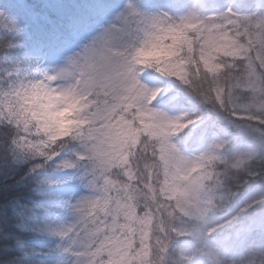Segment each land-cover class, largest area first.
<instances>
[{
    "label": "clouds",
    "instance_id": "1",
    "mask_svg": "<svg viewBox=\"0 0 264 264\" xmlns=\"http://www.w3.org/2000/svg\"><path fill=\"white\" fill-rule=\"evenodd\" d=\"M104 2L111 3L112 0H104ZM202 2L207 3V0ZM115 3L117 4L114 12L115 21L105 27L101 33L108 29L111 34L119 35V46L123 51L114 59L125 71L130 69L131 73H135L142 83L155 86L150 83L153 78L160 80L164 85L178 82L185 86V91L196 101L206 96L207 101L212 103L217 102L213 88L232 89L237 86L235 81L239 79V75L233 77L232 65L228 61L223 62L224 71L218 77H210L202 68L197 72L195 66L190 64L188 77L190 84L185 85L176 78L156 71L155 67H147L142 63L145 60L154 63L155 58L136 55L137 49L142 46L145 32L159 31L151 27L146 18H157L161 28L179 24L193 8L187 6L188 0H143V3L140 0H115ZM132 9H136V12L134 13ZM229 9L231 13L227 15V19L234 23H229L228 28L222 29L231 32L238 43L244 45L241 48V55L245 59L236 62L235 66L241 69V74L264 77V63L261 62L264 59V45L255 46L258 38L264 36V8L250 7L240 11L234 10L232 4L228 3L219 11L202 10L197 13L200 22L197 27L207 32L211 30L213 24L225 25L226 13ZM132 22H135V28L130 27ZM117 23L120 24L119 29L116 27ZM193 23L196 21L194 20ZM31 28L32 25L24 21L19 32L0 31V135L4 136V139H0V170L3 172V188L7 189L11 186L7 183L10 180L14 185H24L29 179L34 185L41 183L55 185L63 180L71 181L69 187L77 193L70 197L73 202L68 207V212L73 217L72 223L53 231L64 232L63 236H67L65 243L69 245L76 243L79 246L84 240L92 242L94 237L95 244L91 256L95 264H122V261L123 264H127L124 257L128 256V249H131V256L135 258L137 264H188L187 260L181 258L182 253L175 251V244L169 242L175 240L178 226L171 218L176 217L179 220L189 214L197 217H215L208 219L202 230L203 242L208 247L217 249V255L211 264H264V107L258 106L241 112L231 110L229 105H223L220 111L226 116L217 125L208 122L202 109L194 112L167 111L162 106L165 97L161 92L159 93L152 102V107L172 117L185 113L189 118L201 117L196 124L185 127L172 136L171 140L180 154L188 158L189 164L191 160L210 150L214 151L218 158H223L222 163L214 166L226 173L223 177L222 191L227 193L228 202L225 205L209 194L203 198V202L198 207L191 209L182 199L171 197L165 179L156 177L158 183L153 185L152 169L164 170V164L159 153L152 151L155 141L145 138L144 144L148 146V155L142 156L141 161L147 171V179L145 172L141 171L139 181L153 195L136 211L138 223L144 225L143 228H137L136 242H133L131 236L127 237L125 251L119 253L118 257V250L105 248L104 245L111 235V226L115 223L116 213L120 212L123 205L117 197L109 198L104 193L110 183L109 176L112 175H115L121 184L127 186L129 169L125 165L113 172L106 167L105 122L100 123L99 127L95 124L100 106L93 104L91 111L86 109L79 114L78 118L93 121L86 128L71 125L67 128H57L56 125H52L45 132L39 127L41 122L30 114L39 113V102H30L28 107H24L21 103V101H31L33 92L50 95L64 93L69 89H75L78 82L83 88L84 84L92 80L89 75L90 55L84 52V46L89 43L79 51L64 54L50 69L47 65L37 62H33L29 67L22 55L17 53L31 42ZM190 34L193 37L197 35L195 31H190ZM100 42L98 41L96 45ZM102 54L110 55L106 52L95 53L98 57ZM183 55L187 56L188 53L185 51ZM10 56L11 59H8ZM69 57L73 58L74 63L69 62ZM248 84L249 82L245 80L239 86ZM33 85H37V88L34 89ZM99 87L103 89L100 85ZM79 94L83 95V92ZM82 103L91 102L82 101ZM240 115L250 118H237ZM57 130L63 131L64 135L56 136ZM197 136L206 137L202 145L195 142L194 137ZM214 143L220 144L221 147L212 149ZM128 147L135 148L136 145L129 144ZM66 160L72 161L74 166L64 167L63 162ZM21 161L27 162V167L17 175ZM207 167L206 163L205 170ZM40 172H51L54 176L39 177ZM168 174L172 176L171 170ZM213 183L219 184V181L214 180ZM156 188H159L158 192L155 191ZM90 189L95 191H86ZM85 197L88 200L81 204V200ZM109 199L116 200V204H120V207L114 205L105 213ZM93 200L101 201L98 215L103 213L104 219L100 224L93 222L80 233L78 225L87 215L85 209ZM109 215L112 216L110 221ZM101 224L109 228L108 233L101 229ZM149 224H151L150 229ZM4 249L5 252L11 250V245H4ZM102 250L108 254L101 256ZM30 251L17 249L14 254L0 260V264H53L43 256H32ZM44 255L50 253L45 252ZM189 255L194 257L191 264H209L201 254L200 246ZM92 260L85 262L83 258L78 257L73 264H92Z\"/></svg>",
    "mask_w": 264,
    "mask_h": 264
},
{
    "label": "rangeland",
    "instance_id": "2",
    "mask_svg": "<svg viewBox=\"0 0 264 264\" xmlns=\"http://www.w3.org/2000/svg\"><path fill=\"white\" fill-rule=\"evenodd\" d=\"M198 0H191L189 7H195ZM230 3V1H228ZM117 5H113L108 7L96 17L90 19L87 22H83L80 25L69 24L63 25L62 21L58 22L61 26L64 27L63 35H54V39H52L50 45L45 48L33 62L40 63L42 65H47L49 69L54 66L55 63L59 62V58L66 53H71L73 51H79L85 44L90 43L96 36H98L105 27L115 21L114 12ZM116 27L119 29L120 24L117 23ZM131 28H135V22H132L130 25ZM229 25L225 24L224 28H228ZM213 31H217L213 29ZM223 31V29H220ZM157 35H159V31H155ZM229 35L233 36L231 32ZM165 43H171V37H164ZM120 37L118 34H112L107 43L101 41L99 45H96V52H106L109 53V49H112V53H121L123 49L119 46ZM264 45V36L258 38L255 42L256 47H261ZM242 50L240 49V55L238 56H228L223 53H219L217 56L216 62L221 65V59L223 57H235V58H244L241 55ZM184 53H182L183 55ZM155 59H163L164 58V50L154 51L152 56ZM94 59L99 61L100 57L94 56ZM33 62L29 63L30 67ZM220 68V69H221ZM97 71H90L89 75L92 80L99 79V73L103 71L102 68L97 65ZM218 69V70H220ZM68 78L67 76L65 77ZM252 82L255 81L256 91L254 92L252 88L246 86H239L243 81ZM152 85L160 86L163 93L167 90V86L162 84V82L156 78H153L150 82ZM237 84L236 87L231 89L229 93L228 90H225L223 95V105H229L231 110L236 111L239 110L241 112L246 111L251 108L261 107V103L263 102L264 96V86L262 77H257L255 74H247L245 78L240 79L239 81H235ZM86 89V90H85ZM83 92V95H80V92ZM245 91V92H243ZM238 92L246 93L241 97H248L247 99L239 100ZM250 94H249V93ZM159 95V94H158ZM82 101H90L91 103H82ZM30 102H39V113L32 112L30 113L36 120L40 121L41 124L47 125L50 128L52 125H56L57 128H67L70 125L79 128H86L90 124L93 123L91 120L80 119L79 114L84 112L86 109L88 111L92 110V105H99L100 112L97 116L95 124L99 127L100 123H104V127L106 129V144L105 148L107 150L106 167L109 168V171H115L117 168H123L125 165L129 169V182L127 186L121 184L118 178L115 175L109 176L110 183L107 185L105 189V195L109 198L117 197L120 201V204L123 205L120 208V212L116 213L115 223L111 226V235L107 241H105V248L114 249L117 251V256L119 257V253L125 251L124 245L127 243V237L131 236L133 242H136L137 237V228H143V224H139L137 221L138 212L134 215H124V213H131L132 209H135V205L140 202V205L148 199V188H144L139 181V175L141 171L145 172V179H147V171L144 169L143 162L141 159L137 160V156L142 152L148 155V152L140 151L135 148H129L128 145L131 143V138L125 131V127L121 122L116 119V113H113L111 118L106 116L105 109L108 105L114 104L116 101L113 95L110 93L107 87L101 89L98 84H84L83 88L81 84L78 82L75 89H69L67 92L59 93V94H47V93H39L35 92V95H32L31 101H21L24 104V107H28ZM23 111V109H21ZM169 111V110H167ZM179 111H189L191 109H180ZM119 112V109L117 110ZM169 112H177V111H169ZM35 113V116L33 115ZM126 118H130L135 115V112L132 109H129L125 114ZM38 117L39 119H37ZM145 122H147L148 117L143 118ZM137 124H140L141 121L137 120ZM111 126L110 128L108 126ZM191 127V126H190ZM205 171V170H204ZM153 179L152 184L154 185V179L156 177L155 173L161 174L162 179H165L168 183V191L173 199L180 198L179 195H173L171 189L175 185H179L181 188H185L187 190V181L183 180L179 176L173 178L170 174L167 176L164 173V170L161 169L157 171L155 168L152 169ZM199 174V172H197ZM51 178V177H45ZM47 183H41V185H46ZM71 181L63 180L57 184H55L56 192H58L56 200L53 203L52 208L48 210L47 216L44 218L41 215L43 208L39 207H17L15 212L18 217V227L23 230H33L39 233L40 235L47 238L49 243H51L54 247L52 256H45L44 259L51 260L53 264H73V261L76 258H83L86 262L88 260H92V248L95 244V238L93 237L92 242H88L87 240L82 241L79 246L76 243L66 244L67 236H61L56 234L53 229H58L60 226L68 225L72 223L73 217L68 212L69 205L73 202L70 197L72 195H76V192H73L69 185ZM140 189H143L141 191ZM89 192H94L95 189L86 190ZM209 195L204 190L203 181L201 187L195 191H188V195L186 198H180L184 201L188 208L195 209L202 202L203 198ZM142 200V201H141ZM94 202V203H93ZM90 203L85 211H87V215L84 216L83 220L80 221L78 227L80 228V233L84 231L86 227L91 225L93 222L96 224H100V221L104 219V214L101 213L98 215V206L101 201L93 200ZM150 202V201H149ZM120 204H116V200L109 199L107 202V207L105 208V213L108 212L115 205L116 207H120ZM189 220H196L198 222L205 223V217H197L192 214L185 216ZM108 220H112V216H108ZM101 229L105 232H109V228L103 224L100 225ZM151 228V224H149V229ZM76 231L75 229L73 230ZM151 231L149 230L148 235ZM79 235V233H77ZM150 237V235H149ZM30 252H39L40 246L39 244H34L30 248ZM128 256L124 257V260L127 261V264H137V261L134 257L131 256V249H128ZM108 253L101 251V256H106ZM212 261L209 262L211 264ZM92 264H95V260H92ZM123 264V261H122Z\"/></svg>",
    "mask_w": 264,
    "mask_h": 264
},
{
    "label": "snow or ice",
    "instance_id": "3",
    "mask_svg": "<svg viewBox=\"0 0 264 264\" xmlns=\"http://www.w3.org/2000/svg\"><path fill=\"white\" fill-rule=\"evenodd\" d=\"M132 11L135 13L136 9H132ZM230 13L231 9L226 13L225 24L234 23V21L227 19V15ZM22 15L23 9L15 0L12 3L0 5V29L7 32H19L21 30ZM146 19L151 27L159 30L160 34L157 35L156 32L146 31L142 46L137 49L136 55L151 57L154 51L164 50V58L162 60L157 58L154 63L147 60L142 61V63L147 67H155L156 71L176 78L185 85L190 84L188 79L190 64L195 66L197 72L202 68L206 73L214 74L221 68V65L216 62L219 53L228 56H238L240 55V49L244 47V45L238 43L235 37L229 35L228 31H220L224 27L223 24H213L211 30L207 32L201 31L197 27L200 22L197 19L195 7L189 11L186 17L182 18L179 24L168 25L164 28H161L157 18L150 17ZM194 20L196 23H193ZM213 29L217 31H213ZM190 31H195L197 35L193 37ZM111 36V32L106 29L84 46L85 54L90 55V71H97L98 64L103 69L99 73V79L89 80L88 83L99 84L102 88L107 87L109 89L116 102L108 105L104 114L111 118L112 114L116 113V119L126 126V133L131 138V143L136 145L138 150L147 152L148 146L144 144L145 138L155 141L152 151L159 153L164 164L165 175L167 176L171 170L172 177L176 178L179 176L187 181V190L175 185L171 189L173 195L178 194L180 198H186L188 191H197L201 187L203 179L208 175L204 171L206 163H211L218 157L214 151L210 150L208 153L194 158L189 164L188 158L180 154L171 137L179 133L183 128L196 124L201 117L189 118L186 113L172 117L164 111L152 107V102L162 91L161 87L144 84L135 73H131L130 69L125 71L114 59L121 53L102 54L99 61L95 60L97 42L104 41L107 43ZM165 36L171 37V43L164 42ZM185 51L188 53L187 56L182 55ZM109 53H112V49H109ZM69 62L74 63L72 57H69ZM261 62L264 63V59ZM249 69L251 70V65H249ZM246 87L252 88L254 92L257 90L254 81L249 82ZM33 88H37V85H33ZM227 90L229 93L231 92V88ZM212 91L215 92L216 101L223 107L225 89L216 87ZM32 95H35V92ZM203 100L207 101V97L204 96ZM118 109L119 112H117ZM129 109H132L135 115L126 118L125 114ZM33 115L35 116V113ZM144 117H148L147 122L144 121ZM36 118L39 119L38 117ZM237 118L245 119L250 117L240 115ZM137 120L141 121V123L137 124ZM39 127L45 132L48 130L47 125L40 124ZM108 127L110 128L111 126L109 125ZM55 135L62 136L64 132L57 130ZM211 147L212 149H218L221 145L214 143ZM40 154L44 155L43 153ZM170 163L171 169H169ZM63 166L70 168L74 164L72 161L66 160L63 162ZM87 200L88 198L85 197L80 203L83 204ZM136 211L137 209H133L131 213L126 215H134ZM56 234L63 236L65 233L59 232Z\"/></svg>",
    "mask_w": 264,
    "mask_h": 264
},
{
    "label": "trees",
    "instance_id": "4",
    "mask_svg": "<svg viewBox=\"0 0 264 264\" xmlns=\"http://www.w3.org/2000/svg\"><path fill=\"white\" fill-rule=\"evenodd\" d=\"M228 1L232 4L234 10L238 9L240 11H245L250 7H255L257 9L264 8V0H207V3L198 0L195 9L197 13L206 9L219 11L228 4ZM12 2L13 0H0V5ZM15 2L23 9L21 23L28 21L32 25L31 42L17 53V55H22L27 66L50 45L52 42L51 40L54 39V35L64 34V27L58 24V22L62 21L63 25H80L96 17L108 7L117 5L115 0H112L111 3H105L104 0H15ZM140 2L143 3V0H140ZM190 3L191 0H188V7ZM0 31L7 33V31L3 29H0ZM8 59H11V56L8 57ZM220 59L221 64H223L224 61H228L232 65L233 77L239 75V79L236 81L245 78L246 73L241 74V69L235 66L236 62L244 58L223 57ZM223 71L224 68L222 67L214 74H207L210 77H218ZM262 81L264 83V77H262ZM166 86L167 90L162 93L165 97L162 106L166 110L179 111L180 109H191V112H194L202 109L208 122L217 125L225 119L226 114L220 111L221 105L218 102L212 103L203 100V98L196 101L194 97L185 91V86L180 85L178 82ZM243 92H238L237 98L239 100L248 98L246 96L241 97L246 94ZM262 97L263 102L260 103L261 107H264V96ZM0 139H4V136L0 135ZM194 140L196 143L202 145L206 137L197 136L194 137ZM142 156H146V154L142 152L137 156V160L139 161ZM222 160L223 158L219 157L215 161L208 163V167L206 170L204 169L208 175L203 179V185L207 193L224 202L226 205L228 202L227 193L222 191L224 184L223 177L226 173L221 172L219 168L214 166L222 163ZM26 167L27 162L21 161L17 175L22 173ZM155 175L162 179L159 172L155 173ZM38 176L45 178L53 177L54 174L51 172H40ZM156 177L154 179V185L158 183ZM214 180H218L219 184H214ZM3 183V172L0 170V260L14 254L17 249L30 250L36 243L39 244L40 250L39 252H30L32 256L45 257V252L50 253V255L47 256H52L54 247L49 243L47 238L36 231L23 230L18 227V217L15 210L19 206L43 208L41 215L45 218L48 214V210L52 208L56 200L58 194V192H56L57 187L52 184L34 185L31 179L24 185H14L10 180L7 183L11 186L7 189L3 188ZM155 191L158 192L159 188H156ZM152 195L153 193L148 189V198ZM135 206V209H138L142 207L143 204L140 205V202H138ZM214 218V216H206L205 223L208 219ZM171 219L178 226L176 227L175 240L169 243L175 244V251L182 253V259L187 260L188 264H191V260L194 257L189 254L198 246H200L203 257L209 262L216 257L217 249L208 247L202 240V230L205 223L189 220L185 216L179 220L176 217H172ZM149 235L151 236V232ZM184 237H187V239H184ZM4 245H11V250L5 252Z\"/></svg>",
    "mask_w": 264,
    "mask_h": 264
}]
</instances>
